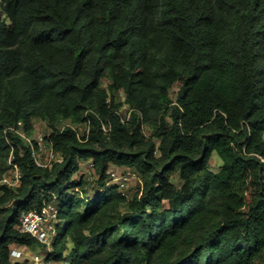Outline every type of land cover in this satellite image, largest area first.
I'll return each instance as SVG.
<instances>
[{"label": "trees", "instance_id": "16d2710c", "mask_svg": "<svg viewBox=\"0 0 264 264\" xmlns=\"http://www.w3.org/2000/svg\"><path fill=\"white\" fill-rule=\"evenodd\" d=\"M0 10V163L12 152L22 171L0 192V264H31L11 260L10 245L42 246L18 224L46 201L59 208L48 256L68 264H264V0H1ZM35 118L55 131L63 160L52 168L9 129L31 134ZM63 120L88 123L87 141L59 132ZM81 161L98 175L91 199L74 179ZM111 165L134 168L142 189L129 198L108 185Z\"/></svg>", "mask_w": 264, "mask_h": 264}, {"label": "built area", "instance_id": "2783aa9c", "mask_svg": "<svg viewBox=\"0 0 264 264\" xmlns=\"http://www.w3.org/2000/svg\"><path fill=\"white\" fill-rule=\"evenodd\" d=\"M122 99L124 101L125 98L122 96ZM130 112L131 108L127 103H124L120 107L122 122L128 121ZM18 126L19 128L17 129L13 126H10L9 129L16 131L30 145L31 157L36 165L42 168H52L56 162L63 160L61 152L54 148L53 142L50 139L51 133L55 132L53 129L43 133L27 134L21 122H18ZM66 127L75 130L82 141H87L90 132L88 123H74L63 120L60 125H57V130L62 132ZM102 129L106 134H109L111 130L110 126L105 124L102 126ZM13 157V153L11 152L5 163H0V192L4 186L16 189L22 183L21 168L14 162ZM91 166L93 167L92 162ZM108 174L113 179H120L119 183H117L119 188L124 187L130 179L140 178L139 173L134 168L126 166L114 165L113 168L109 167ZM58 213V205L54 201H46L40 209L22 212L18 230L35 237L44 247L51 248L56 226L59 222ZM22 246L16 243L10 245L11 260L22 259L24 255ZM32 261L33 264H38L39 262L38 259H32Z\"/></svg>", "mask_w": 264, "mask_h": 264}, {"label": "rangeland", "instance_id": "374dc122", "mask_svg": "<svg viewBox=\"0 0 264 264\" xmlns=\"http://www.w3.org/2000/svg\"><path fill=\"white\" fill-rule=\"evenodd\" d=\"M1 1V0H0ZM1 12V10H0ZM175 91L174 89L172 91V96L175 98ZM121 97V101H122ZM62 121L58 124L60 125ZM34 128L32 131V134L39 133V132H47L51 129L49 126V123L47 121L40 120L38 118H35L33 120ZM145 133L149 136L152 133V130L149 127H145ZM222 164V160L219 157V155L214 152L211 157L210 166L211 169L214 171H218L220 168V165ZM114 165H111L110 168H113ZM74 179L76 181L83 179L84 181V189L86 190L84 195L88 198H93V196L96 194L97 190H99L98 186V175L94 171V167L91 166V161H81L79 170L74 175ZM120 179H113L109 175V183L108 185H113L119 183ZM172 181L176 183L177 185H181L182 181L179 178L178 174H174ZM143 187V181L140 177L139 179H130L126 182L124 187H120V191L124 193L127 197H132L137 192H139ZM81 190L82 188L79 187ZM69 246L71 244L69 243ZM52 248V247H51ZM51 248L44 247V245L40 246H22V250L24 252V255L22 257L23 259H28L31 264H33L32 259H38V264H68L65 260H56L53 258H49L48 253L51 250Z\"/></svg>", "mask_w": 264, "mask_h": 264}]
</instances>
